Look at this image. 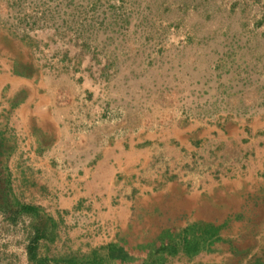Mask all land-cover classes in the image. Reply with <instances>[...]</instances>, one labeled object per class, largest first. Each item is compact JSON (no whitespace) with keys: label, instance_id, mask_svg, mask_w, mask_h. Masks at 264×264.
I'll list each match as a JSON object with an SVG mask.
<instances>
[{"label":"rangeland","instance_id":"obj_1","mask_svg":"<svg viewBox=\"0 0 264 264\" xmlns=\"http://www.w3.org/2000/svg\"><path fill=\"white\" fill-rule=\"evenodd\" d=\"M6 40L32 45L48 76L61 82L74 79L69 65L77 72L89 68L111 101L105 116L119 105L126 110L124 117L122 110V118L111 122L110 132L116 136L144 128L153 132L197 124L209 128L194 157L181 151V157L189 159L185 166H180L183 159L174 162L176 175L183 169L195 183L222 177L235 163L238 141H212L220 138L221 128L230 124L256 142L249 129L264 118V0H0V42ZM63 57L66 67L59 66ZM10 142L5 138L3 150ZM202 147L209 151L205 157ZM165 165L167 173L172 165ZM8 172L4 151L0 153V264L13 260L21 264L19 249L27 230L22 216L10 220L16 203L7 190ZM226 199L219 200L225 204L222 216L229 214L223 252L214 246L210 252L172 264H239L238 255L247 248L255 243L264 247V197ZM145 210L139 208L134 225L120 234L135 257L124 264H139L149 248L159 244L161 227L176 223L167 220L159 226L166 216H148Z\"/></svg>","mask_w":264,"mask_h":264},{"label":"crops","instance_id":"obj_2","mask_svg":"<svg viewBox=\"0 0 264 264\" xmlns=\"http://www.w3.org/2000/svg\"><path fill=\"white\" fill-rule=\"evenodd\" d=\"M20 46L11 40L0 42V137L11 139L7 167L13 190L21 186L23 200L39 205L41 214L55 222L53 252L105 244L134 225L141 207L148 216H166L159 226L167 220L183 223L187 215L192 216L187 220L220 225L228 223L229 216H222L225 204L220 199L264 197V118L249 129L257 136L255 143L245 134L243 144L245 135L230 124L221 128L220 138L212 141H238L235 163L222 177L195 183L185 170L176 175L174 168L180 159V166L189 160L181 151L192 152V157L198 153L209 128L201 124L158 132L144 128L116 136L110 125L122 118L123 108L119 105L105 116L112 104L89 68L77 72L69 65L74 79L61 82L48 76L32 45ZM66 60L63 57L59 66L66 67ZM202 149L205 157L209 151ZM165 163L172 165L167 173ZM212 170L218 172L216 166ZM21 218L28 231L31 219ZM223 230L222 238L228 237ZM21 242V264H28L25 235ZM214 246L223 252L222 241ZM220 251L216 253L221 257Z\"/></svg>","mask_w":264,"mask_h":264},{"label":"trees","instance_id":"obj_3","mask_svg":"<svg viewBox=\"0 0 264 264\" xmlns=\"http://www.w3.org/2000/svg\"><path fill=\"white\" fill-rule=\"evenodd\" d=\"M3 137H0V153L7 152ZM2 149V150H1ZM1 182V179H0ZM7 190L15 197V211L10 220L16 222L20 216L31 219L30 229L26 233V259L28 264H124L133 261L128 242L120 233L105 244L90 247L85 251L74 250L63 254L52 251L55 222L46 214H41L40 206L34 202H25L23 192L13 190L9 177H6ZM227 227L226 221L217 225L211 222L186 220L163 228L159 244L149 248L146 255L139 259V264H172L175 260H191L202 252L213 250L214 244L222 241L221 229ZM239 254V253H238ZM239 264H264V247L254 244L238 255Z\"/></svg>","mask_w":264,"mask_h":264},{"label":"built area","instance_id":"obj_4","mask_svg":"<svg viewBox=\"0 0 264 264\" xmlns=\"http://www.w3.org/2000/svg\"><path fill=\"white\" fill-rule=\"evenodd\" d=\"M24 253V252H23Z\"/></svg>","mask_w":264,"mask_h":264}]
</instances>
